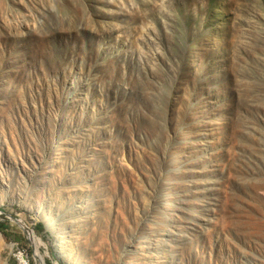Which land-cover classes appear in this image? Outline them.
Segmentation results:
<instances>
[{"label":"rangeland","instance_id":"rangeland-1","mask_svg":"<svg viewBox=\"0 0 264 264\" xmlns=\"http://www.w3.org/2000/svg\"><path fill=\"white\" fill-rule=\"evenodd\" d=\"M0 223V264H264V0H0Z\"/></svg>","mask_w":264,"mask_h":264},{"label":"trees","instance_id":"trees-1","mask_svg":"<svg viewBox=\"0 0 264 264\" xmlns=\"http://www.w3.org/2000/svg\"><path fill=\"white\" fill-rule=\"evenodd\" d=\"M40 227H42V225H40ZM8 227H6L5 225L0 223V231L3 232V230H6Z\"/></svg>","mask_w":264,"mask_h":264},{"label":"bare ground","instance_id":"bare-ground-1","mask_svg":"<svg viewBox=\"0 0 264 264\" xmlns=\"http://www.w3.org/2000/svg\"><path fill=\"white\" fill-rule=\"evenodd\" d=\"M51 226H52V227H51L50 229H52V230L54 231L53 225H51ZM49 227H50V225H49ZM64 257L67 258L66 255H64ZM39 258H40V257H39ZM40 259L42 260L41 262L44 263V262H43V258H40Z\"/></svg>","mask_w":264,"mask_h":264}]
</instances>
